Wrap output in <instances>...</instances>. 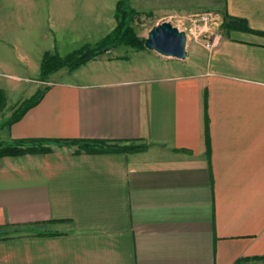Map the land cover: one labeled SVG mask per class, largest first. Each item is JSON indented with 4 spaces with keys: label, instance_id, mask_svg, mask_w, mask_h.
<instances>
[{
    "label": "crops",
    "instance_id": "obj_1",
    "mask_svg": "<svg viewBox=\"0 0 264 264\" xmlns=\"http://www.w3.org/2000/svg\"><path fill=\"white\" fill-rule=\"evenodd\" d=\"M118 1L0 0V144L48 147L0 154V264H264V0H221L204 56L39 79L45 52L110 33Z\"/></svg>",
    "mask_w": 264,
    "mask_h": 264
},
{
    "label": "rangeland",
    "instance_id": "obj_2",
    "mask_svg": "<svg viewBox=\"0 0 264 264\" xmlns=\"http://www.w3.org/2000/svg\"><path fill=\"white\" fill-rule=\"evenodd\" d=\"M126 3L128 6V8L125 7L128 12L126 26L134 32L136 38L146 39L153 26L166 20L187 33L189 55L195 53L197 56H204L214 48L209 46L208 42L214 36H222L225 32L221 0H126ZM142 51L151 52L163 58L164 61L176 60L161 56L148 48L135 47L127 43L113 45L108 50L99 51L94 58L103 57L102 55H121L122 58L127 59L128 56V59L133 61L132 55L138 52L140 54ZM39 79H43L41 75ZM3 112H6L5 108Z\"/></svg>",
    "mask_w": 264,
    "mask_h": 264
},
{
    "label": "trees",
    "instance_id": "obj_3",
    "mask_svg": "<svg viewBox=\"0 0 264 264\" xmlns=\"http://www.w3.org/2000/svg\"><path fill=\"white\" fill-rule=\"evenodd\" d=\"M126 5V6H125ZM128 8L126 0H119L116 9L117 25L116 27L100 39L95 45L87 44L77 50L68 53L65 56L60 55L58 52L48 51L45 52L41 62V78L46 79L49 74L55 73L56 71L67 67L71 70L77 69L78 67L86 64L89 60L94 58L99 51L108 50L109 47L113 45H120L127 43L135 47L146 48V39L136 38V35L129 27L126 26V17L128 15ZM235 23L231 20L229 24ZM234 25V24H233ZM44 95V89L39 90L32 96L23 99L18 105L14 106L12 120L20 119L25 112L36 105ZM6 107V94L0 89V112ZM80 147H85L91 151H101L105 150L103 144L104 142L98 140H70L73 144H80ZM46 140H15L11 144H0V154H22V153H32L47 151L48 147L44 144ZM138 149V148H137Z\"/></svg>",
    "mask_w": 264,
    "mask_h": 264
},
{
    "label": "water",
    "instance_id": "obj_4",
    "mask_svg": "<svg viewBox=\"0 0 264 264\" xmlns=\"http://www.w3.org/2000/svg\"><path fill=\"white\" fill-rule=\"evenodd\" d=\"M145 46L161 56L179 61H186L189 55L187 33L166 20L150 29Z\"/></svg>",
    "mask_w": 264,
    "mask_h": 264
},
{
    "label": "built area",
    "instance_id": "obj_5",
    "mask_svg": "<svg viewBox=\"0 0 264 264\" xmlns=\"http://www.w3.org/2000/svg\"><path fill=\"white\" fill-rule=\"evenodd\" d=\"M221 38L222 36H218V35L214 36L213 39L208 42V45L215 46L220 41Z\"/></svg>",
    "mask_w": 264,
    "mask_h": 264
}]
</instances>
